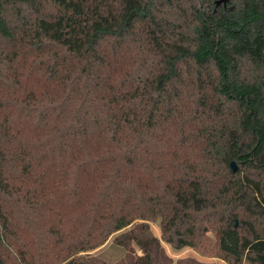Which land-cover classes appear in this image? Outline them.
I'll return each instance as SVG.
<instances>
[{"label":"trees","instance_id":"16d2710c","mask_svg":"<svg viewBox=\"0 0 264 264\" xmlns=\"http://www.w3.org/2000/svg\"><path fill=\"white\" fill-rule=\"evenodd\" d=\"M210 236L264 264V0H0V264Z\"/></svg>","mask_w":264,"mask_h":264},{"label":"rangeland","instance_id":"374dc122","mask_svg":"<svg viewBox=\"0 0 264 264\" xmlns=\"http://www.w3.org/2000/svg\"><path fill=\"white\" fill-rule=\"evenodd\" d=\"M151 231L154 235L161 237V232L158 227V222H150ZM112 241V242H110ZM107 244L97 249L91 255L97 258L98 262H111L113 264H133L137 255L141 254L137 244L134 245V250L125 249L113 243L110 240ZM209 241L215 248L202 252L196 248L184 247L181 250H176L165 241L162 242L163 252L161 254L162 263L165 264H232L223 257L215 246V236H210ZM238 264H249L246 260Z\"/></svg>","mask_w":264,"mask_h":264},{"label":"water","instance_id":"95a60500","mask_svg":"<svg viewBox=\"0 0 264 264\" xmlns=\"http://www.w3.org/2000/svg\"><path fill=\"white\" fill-rule=\"evenodd\" d=\"M231 166H232V168H233L234 170H237V169H238V165H237V163H236L235 161H232V162H231Z\"/></svg>","mask_w":264,"mask_h":264}]
</instances>
